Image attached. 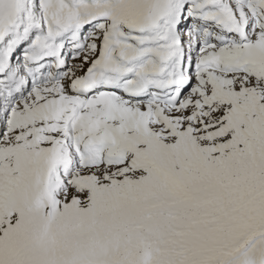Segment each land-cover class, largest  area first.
Here are the masks:
<instances>
[{"label": "snow or ice", "instance_id": "1", "mask_svg": "<svg viewBox=\"0 0 264 264\" xmlns=\"http://www.w3.org/2000/svg\"><path fill=\"white\" fill-rule=\"evenodd\" d=\"M0 264H264V0H0Z\"/></svg>", "mask_w": 264, "mask_h": 264}]
</instances>
